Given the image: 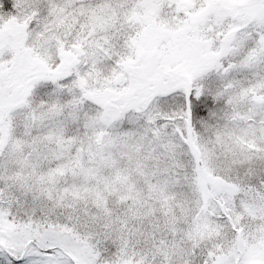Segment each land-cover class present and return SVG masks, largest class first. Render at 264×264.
Returning <instances> with one entry per match:
<instances>
[{"label":"snow or ice","instance_id":"obj_1","mask_svg":"<svg viewBox=\"0 0 264 264\" xmlns=\"http://www.w3.org/2000/svg\"><path fill=\"white\" fill-rule=\"evenodd\" d=\"M0 264H264V0H0Z\"/></svg>","mask_w":264,"mask_h":264}]
</instances>
